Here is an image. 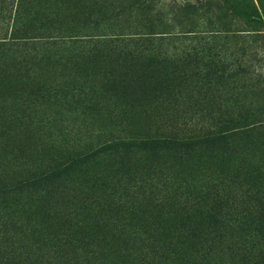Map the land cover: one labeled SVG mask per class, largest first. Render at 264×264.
I'll list each match as a JSON object with an SVG mask.
<instances>
[{
  "label": "rangeland",
  "instance_id": "rangeland-1",
  "mask_svg": "<svg viewBox=\"0 0 264 264\" xmlns=\"http://www.w3.org/2000/svg\"><path fill=\"white\" fill-rule=\"evenodd\" d=\"M263 111L264 0H0V264H235L198 146Z\"/></svg>",
  "mask_w": 264,
  "mask_h": 264
},
{
  "label": "trees",
  "instance_id": "trees-1",
  "mask_svg": "<svg viewBox=\"0 0 264 264\" xmlns=\"http://www.w3.org/2000/svg\"><path fill=\"white\" fill-rule=\"evenodd\" d=\"M262 116H264V111ZM245 119L238 123L235 117L225 115L213 129L200 137L199 148L210 153V162L220 177H229V182L237 184L241 192V202L248 211L241 214L243 224L239 235L230 231L225 241L235 264H264V117ZM150 140V139H149ZM166 141H149L150 148L158 144L166 148ZM178 145L173 140V147ZM231 222V221H230Z\"/></svg>",
  "mask_w": 264,
  "mask_h": 264
}]
</instances>
